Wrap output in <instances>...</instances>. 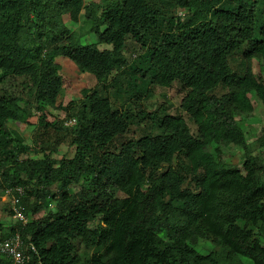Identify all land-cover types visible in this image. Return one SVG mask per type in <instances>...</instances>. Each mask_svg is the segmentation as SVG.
Segmentation results:
<instances>
[{"label":"trees","instance_id":"1","mask_svg":"<svg viewBox=\"0 0 264 264\" xmlns=\"http://www.w3.org/2000/svg\"><path fill=\"white\" fill-rule=\"evenodd\" d=\"M263 4L0 0V187L23 189L30 219L0 239L31 242L26 264H264V160L246 133L253 100L264 108ZM83 12L97 44H77L68 27ZM129 40L140 46L131 59ZM60 57L97 81L66 108L56 107ZM176 84V114L167 96L144 110ZM59 108L64 119L48 121ZM37 114L41 159L8 126ZM255 142L264 147V129ZM62 143L72 159H56ZM232 147L244 151L241 166L229 162Z\"/></svg>","mask_w":264,"mask_h":264},{"label":"rangeland","instance_id":"2","mask_svg":"<svg viewBox=\"0 0 264 264\" xmlns=\"http://www.w3.org/2000/svg\"><path fill=\"white\" fill-rule=\"evenodd\" d=\"M100 0H86V3L89 5L92 2H98ZM264 3V0H262ZM264 5V4H263ZM264 11V7L263 10ZM183 11L180 12L182 14ZM80 23H68L69 29L75 33V41L77 44L81 46L93 45L98 43L97 35L92 31V25L86 21L85 13L83 12L79 19ZM101 49H107L110 47H100ZM140 46H137L132 40H129L127 43V51L125 55L128 59L136 57L140 52ZM68 59L60 57L57 62L62 67V76L64 87L57 100L56 107L66 108L70 103L78 104L80 100L83 99V91L85 89L92 90L96 87L97 81L95 77L91 74H81L73 64H70ZM71 62V61H70ZM72 63V62H71ZM179 91V86L176 84L174 88H171L167 91L157 90L155 95L152 96L148 101L143 102L142 107L146 112H155L160 108L166 100L162 99L167 96L168 102L173 104V108L170 109L172 114H176L175 111L178 104H175L178 99L173 98L176 92ZM113 100V99H112ZM114 101V100H113ZM255 111L252 113V119L248 121L246 124V133L249 139V143H251L252 153L255 156H259L264 160V147H261L259 143H256V137H258L259 132L264 129V108L260 105L258 100H253ZM66 115V111L59 108V110L51 109V112L48 116V121L54 122L57 119L62 120ZM187 118V116H185ZM38 122V117L34 116L30 120L29 125L25 124H15L13 122H9V129L12 130L13 135L16 139L22 141V143L28 148L29 157H34V159H41L43 155L37 152V148L33 144V135L36 131ZM189 123V122H188ZM132 134V133H131ZM224 149V148H223ZM231 153L230 164L233 165H242V161L244 158V151L240 149H234V147L230 148L229 151ZM26 155V154H25ZM24 155V157H26ZM75 156V149L69 146L66 143H62L59 147L58 154L55 156L56 159L61 160L63 158L72 159ZM119 197L122 198L123 195L119 194ZM51 209L56 207V201L52 202L50 205ZM14 206L10 197L3 192L2 187H0V237L4 238L10 233V228L15 226L17 220L14 218ZM44 217L43 215L35 216L34 219H39ZM90 228H96V222L90 224ZM198 250L203 255L209 254V251L212 250V246L205 242L200 241L198 244ZM93 254V251H90L86 254H83V258L88 260ZM241 264H252L251 261L247 259H241Z\"/></svg>","mask_w":264,"mask_h":264},{"label":"built area","instance_id":"3","mask_svg":"<svg viewBox=\"0 0 264 264\" xmlns=\"http://www.w3.org/2000/svg\"><path fill=\"white\" fill-rule=\"evenodd\" d=\"M76 124L75 119L65 122L66 126ZM24 194L23 189H7L6 195L11 198L14 206V218L22 225L29 223V217L24 213L21 206V196ZM31 253H37L36 247L31 242H26L18 233L9 239H0V260L8 264H26L31 257Z\"/></svg>","mask_w":264,"mask_h":264},{"label":"clouds","instance_id":"4","mask_svg":"<svg viewBox=\"0 0 264 264\" xmlns=\"http://www.w3.org/2000/svg\"><path fill=\"white\" fill-rule=\"evenodd\" d=\"M87 4V3H86ZM88 5V4H87ZM90 5V4H89ZM87 21V20H86ZM73 33V32H72ZM60 59V58H59ZM70 64H73V63H71L70 61H68ZM58 63V62H57ZM59 64V63H58ZM73 66H74V64H73ZM254 66H255V64H254ZM35 116H39V114H37V115H35ZM75 125V124H74ZM74 125H72V126H67V127H73Z\"/></svg>","mask_w":264,"mask_h":264}]
</instances>
